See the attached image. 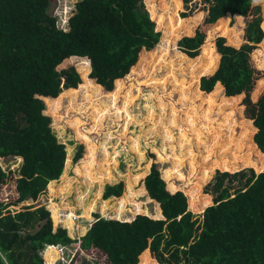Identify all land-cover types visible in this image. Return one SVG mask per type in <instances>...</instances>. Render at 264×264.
Returning <instances> with one entry per match:
<instances>
[{"label": "trees", "instance_id": "obj_1", "mask_svg": "<svg viewBox=\"0 0 264 264\" xmlns=\"http://www.w3.org/2000/svg\"><path fill=\"white\" fill-rule=\"evenodd\" d=\"M155 1L78 0L66 29L48 12L50 0H0V158H22L18 174L0 166V264H51L57 244L73 242L79 247L68 264H89L85 258L92 264H264V0H205L213 2L208 11L202 6L194 13L193 0H171L173 11L166 0ZM209 30L225 37L216 38L214 49ZM165 38L168 46L161 48ZM156 66L171 70L175 80L178 68L192 81L179 90L180 103L191 108L185 123L209 132L206 153L198 160L191 150L186 156L194 180L177 189L172 178H183L177 156L163 176L152 163L142 190L129 184L121 195L122 183L106 188L104 197L119 196L114 218L103 217L111 200H102V216L93 213L86 232L85 226L78 231L70 213L79 207L84 216L90 200L95 210L91 183L102 178L100 196L102 183L117 177L102 143L105 168H96L95 142L76 114L66 117L79 141L74 172L85 184L76 189L77 179L68 175L73 145L57 139L62 134L70 141L63 127L57 135L52 130V115L64 97L92 107L96 123L112 107L121 113L117 103L123 98L126 107L132 86L158 72ZM238 179L244 187L231 194ZM46 187L52 197L39 204ZM70 192L75 205H65Z\"/></svg>", "mask_w": 264, "mask_h": 264}, {"label": "rangeland", "instance_id": "obj_2", "mask_svg": "<svg viewBox=\"0 0 264 264\" xmlns=\"http://www.w3.org/2000/svg\"><path fill=\"white\" fill-rule=\"evenodd\" d=\"M76 1L78 0H50L48 12L54 15L59 26L61 22L65 23V20L75 12L74 5ZM166 1L169 4L170 11H173L171 0ZM155 3L157 4V0L155 1ZM211 4H213V2L208 3L205 0H193V2L190 4V8L192 9L193 13L202 6H204L205 10L208 11V8L209 6H211ZM182 10L183 8L176 10V14L179 15V12ZM168 14L169 12L161 13L162 16L166 17L168 16ZM63 28H66V24ZM209 31L212 32V30ZM221 34L222 32H216L214 35L213 32L210 34L208 42L213 44V49L215 47L216 38L218 36L224 37ZM161 38L162 37H160V39ZM164 40L166 41L168 39L165 38ZM206 41L207 38L205 42ZM167 42L168 41H166L164 45L159 46H161V48L165 45L168 46ZM241 42L242 41H240L239 43ZM156 51H158L157 55H161L164 53V51H162L161 49H156ZM163 56L164 58H166L167 54H164ZM260 57L264 59L263 56L260 55ZM165 61V64L168 63V59H166ZM175 67L178 66L176 65ZM158 68V72L152 75L150 71V73L142 77V79L139 78L141 80L137 83L136 86H132L133 95L131 101L127 102L126 107L123 106V104L125 103L123 98H121V100L117 103V107L120 109H124L125 112L122 111L121 113H117L116 110L112 107L107 111V113L101 115V121L97 115L98 119L96 123L94 121L96 112H93L94 109L92 107L85 105H82V107H78L73 102L70 103V101H73V98L70 99L64 97L61 100L60 109L55 113V115H52V130L57 135V127H63L67 136L70 138V141H64L63 138H61L62 134L60 137L57 136V139L64 142L65 146L71 143L73 145V150L71 151L70 155L68 175L77 179V181L75 182L76 189H85V184L82 182L83 176H77L75 174V165L72 162V157L79 141L75 138V134L73 129L70 127L69 120H66V117H73L76 114L83 115V121L85 123L83 127H85L87 131L90 132V140L92 142H95V160L97 162L96 168H99L101 171L105 168V166L102 167V164L104 162L101 148L102 143V145L105 146V148L110 152V156L108 157L110 171L116 173L117 177L114 180H106L102 183L100 196H98V193L102 178L98 181V184H96V182L91 183L90 187L88 188L90 189L88 198L98 199L95 210L92 212V205L94 204V201L91 202L90 200L85 205L84 216H80V214L82 213V209H79V207H76L74 209V212L70 213L74 218H78L75 219L78 231L80 229L82 230L85 225H88L91 217L94 218L93 213H98L100 216H102L100 213L102 200H108V202L111 200L107 205L109 209L104 213L105 215H103V217L114 218V209L117 206L116 197L119 196L111 195L109 197H104L106 188L108 186L122 183L123 191L121 195L125 193V188L129 184H132L131 188L133 192H137L138 189L142 190L143 178L149 172L152 163H156L161 176H163L164 170L175 168L173 158L177 156L182 160L180 171L183 174V178L179 179L176 176L172 178L173 182L177 186V189H183L185 182L189 181L190 183L192 182V180H194L195 174L193 176L190 175L188 160L186 159V156L188 154V151L191 150L198 160L200 156L206 153L207 145H209L210 142L209 132L207 136V131L205 129H203V133H201L202 131L198 132L196 130L197 128L192 130L190 126L185 123V116L187 114L186 111L190 110L191 108L190 103L188 102L182 101L183 104L180 103L181 100L179 90L182 86L184 87V85H186V87L189 86L192 81L190 80L188 82H185L187 76L183 72H180L178 68L174 69L176 80L174 79L171 70L168 73V68L165 69V67H157V69ZM178 77L180 79H178ZM184 82L186 84H183ZM130 83H132V80L128 81V85L122 90L121 95H123L126 89L129 88ZM149 98L152 105L148 102ZM158 100H160L163 104V108H160L158 106ZM171 108L175 110V117L171 116ZM104 110L105 109L101 111ZM197 110V114H200V112H202L200 108ZM218 116L220 119V116H222V114H219ZM193 119L195 120V125L197 127L200 126L201 117L196 115ZM184 133H186L185 136ZM196 133H198V135ZM197 136L198 138L200 137L201 139H206V144H198ZM134 142L137 143V148L133 146ZM246 147V152L249 151L252 154H250L251 158H256L255 154L252 153V150L249 149V144L246 145ZM242 152L240 153V156H242ZM158 153H161L164 157L159 158ZM17 157L19 156H8L6 158H0V166L3 169L13 167L16 174H18L19 167L22 163V158L20 157L19 160ZM226 161H229V159ZM135 177L138 178L135 180ZM225 183L227 184V182ZM225 183L223 186H228ZM243 187L244 179H238L234 181L233 185H231V188L229 187V192L233 194L236 189H240ZM207 189L210 190L207 191L209 194H214L211 186H208ZM203 190L206 191L205 188H203ZM75 196L76 194L74 192H70L69 194H67V198L65 197V205H75ZM49 197H52V195L46 187V190L39 196L38 203L46 205L47 199ZM138 198H140L139 200L143 199L141 194L137 195V199ZM50 200H52V198H50ZM55 200H58L57 196ZM89 203L91 204L89 205ZM13 207L17 208V206ZM126 207L127 209L132 208L130 204ZM65 213L66 211L61 210V217L64 216ZM128 214V211H125L123 216L125 217ZM195 215V217L201 219V216H198L197 214ZM57 226L63 227L61 224H53V228ZM76 237L78 236L76 235L75 237L71 238L74 239ZM62 248L63 251H65L64 254L61 253L59 249L58 259L56 260V262H53L51 264H67L69 258L71 257V254L75 251L76 246L72 244H66L64 245V247L62 246ZM42 250L39 251L41 255ZM85 261H87L89 264H92L94 262L93 260L87 258H85Z\"/></svg>", "mask_w": 264, "mask_h": 264}, {"label": "built area", "instance_id": "obj_3", "mask_svg": "<svg viewBox=\"0 0 264 264\" xmlns=\"http://www.w3.org/2000/svg\"><path fill=\"white\" fill-rule=\"evenodd\" d=\"M67 23V19L65 20V24ZM58 25V24H57ZM62 25H64V23L63 22H61L60 23V26H62ZM59 25H58V27H60ZM60 28H63V27H60ZM66 30V29H65ZM20 159V158H19ZM2 168V167H1ZM2 170H4V171H6V170H12V171H14V169H13V167H8V169H3L2 168ZM76 219H77V217H76ZM72 245H74V246H76V248H75V250L78 248V243L77 244H74V243H71ZM57 246H59V249H60V251H61V253H63L64 254V252L65 251H63V248H62V246L64 247V245H57ZM74 254V252L71 254V256ZM71 258V257H70ZM69 258V259H70Z\"/></svg>", "mask_w": 264, "mask_h": 264}, {"label": "clouds", "instance_id": "obj_4", "mask_svg": "<svg viewBox=\"0 0 264 264\" xmlns=\"http://www.w3.org/2000/svg\"><path fill=\"white\" fill-rule=\"evenodd\" d=\"M256 2V0H254V3ZM69 18V17H68ZM67 18V19H68ZM64 23V22H63ZM65 26V23H64V25H62V26H60V27H64ZM19 171V170H18ZM75 219H76V217H75ZM78 219V218H77ZM64 228V227H63ZM74 239H79V237H76V238H74ZM74 244H77L78 242H73ZM61 245V244H60ZM78 247H79V243H78ZM77 250V249H76ZM76 250L74 251V253L76 252ZM74 255V254H73ZM73 255L71 256V258L69 259V261H68V263L70 262V260L72 259V257H73ZM44 262V261H43ZM67 263V264H68Z\"/></svg>", "mask_w": 264, "mask_h": 264}, {"label": "crops", "instance_id": "obj_5", "mask_svg": "<svg viewBox=\"0 0 264 264\" xmlns=\"http://www.w3.org/2000/svg\"><path fill=\"white\" fill-rule=\"evenodd\" d=\"M91 222V221H90ZM86 226V225H85ZM56 228V227H55ZM87 228H88V225L85 227V231H84V233L86 232V230H87ZM83 233V234H84ZM83 234H80V235H77L78 237H80L81 235H83Z\"/></svg>", "mask_w": 264, "mask_h": 264}]
</instances>
